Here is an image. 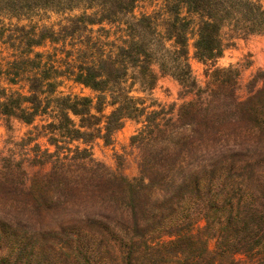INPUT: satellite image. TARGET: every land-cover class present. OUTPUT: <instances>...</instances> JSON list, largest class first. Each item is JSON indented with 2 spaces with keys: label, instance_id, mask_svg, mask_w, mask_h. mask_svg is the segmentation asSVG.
<instances>
[{
  "label": "trees",
  "instance_id": "trees-1",
  "mask_svg": "<svg viewBox=\"0 0 264 264\" xmlns=\"http://www.w3.org/2000/svg\"><path fill=\"white\" fill-rule=\"evenodd\" d=\"M251 36L261 0H0V121L34 152H0V264H264V71L243 98L217 67ZM129 120L133 178L93 154Z\"/></svg>",
  "mask_w": 264,
  "mask_h": 264
},
{
  "label": "rangeland",
  "instance_id": "rangeland-1",
  "mask_svg": "<svg viewBox=\"0 0 264 264\" xmlns=\"http://www.w3.org/2000/svg\"><path fill=\"white\" fill-rule=\"evenodd\" d=\"M153 9L154 7L152 5L146 3L142 4L136 13L152 12ZM40 17L46 20L48 24L57 23L64 18L63 15H47L46 13H41ZM191 52L193 53V47H191ZM229 66H235L240 69V95L246 98L249 84L253 81L257 72L264 71V36L235 39L233 46L227 49L223 58L217 62V67L224 68ZM192 67L197 79L201 83H204L205 67L195 60H192ZM179 90L180 87L176 81L170 77L163 78L158 83L155 97L163 103H173L177 101ZM60 91L81 96L92 95L90 90L81 89V87L71 82H66ZM37 123L41 124L40 121ZM140 128L141 125L136 121L129 120L126 122L125 127L116 133L112 146H106L103 141L97 140L93 146L94 158L105 164L108 168L124 173L129 178L136 177L139 173L140 152L130 144V140ZM30 129L31 127L19 121H13L9 127L5 122L0 121V152H4L2 155H10L12 152L16 153L19 158L34 155L32 146H28L26 147L27 150H24V146L22 145V140L27 137V132ZM40 144L43 149L47 147L45 139H42ZM210 247L212 249L215 247V241L210 242Z\"/></svg>",
  "mask_w": 264,
  "mask_h": 264
},
{
  "label": "crops",
  "instance_id": "crops-1",
  "mask_svg": "<svg viewBox=\"0 0 264 264\" xmlns=\"http://www.w3.org/2000/svg\"><path fill=\"white\" fill-rule=\"evenodd\" d=\"M261 2H262V4H263V0H261ZM263 7H264V4H263ZM252 37V36H251ZM192 60H195V59H192ZM195 61H197V60H195ZM198 62V61H197ZM199 63V62H198ZM191 64H192V61H191ZM163 78H167V77H163ZM163 78H161V79H163ZM160 79V80H161ZM160 80H159V82H160ZM175 81V80H174ZM177 82V81H176ZM178 83V82H177ZM180 87V86H179ZM157 88H158V86H157ZM157 88L154 90V96H155V92H156V90H157Z\"/></svg>",
  "mask_w": 264,
  "mask_h": 264
}]
</instances>
